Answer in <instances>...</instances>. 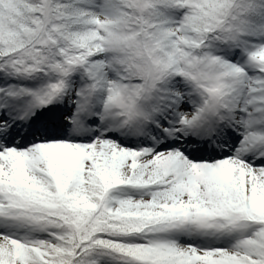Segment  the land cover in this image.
<instances>
[{"label": "snow or ice", "instance_id": "snow-or-ice-1", "mask_svg": "<svg viewBox=\"0 0 264 264\" xmlns=\"http://www.w3.org/2000/svg\"><path fill=\"white\" fill-rule=\"evenodd\" d=\"M0 264H264V0H0Z\"/></svg>", "mask_w": 264, "mask_h": 264}]
</instances>
